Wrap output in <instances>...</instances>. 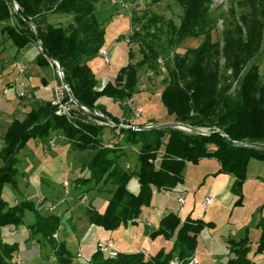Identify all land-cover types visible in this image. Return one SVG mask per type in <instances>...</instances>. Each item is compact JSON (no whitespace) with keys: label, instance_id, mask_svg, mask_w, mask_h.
I'll return each mask as SVG.
<instances>
[{"label":"trees","instance_id":"1","mask_svg":"<svg viewBox=\"0 0 264 264\" xmlns=\"http://www.w3.org/2000/svg\"><path fill=\"white\" fill-rule=\"evenodd\" d=\"M14 1L19 6L18 13L9 0H0V25H5L3 31L13 46L21 51L31 43H37L33 29L24 21L31 20L47 52L40 50L36 64L50 67L48 54L53 56L61 64L75 99L87 109L103 113L116 124L123 122L109 115L100 101L104 98L131 100L137 92L139 68L147 66L157 72L163 56L167 53L169 56L188 39H201L198 47L184 54L174 53L173 59L166 61L168 77L159 100L173 122L207 129L212 134L204 136L179 129H122L124 144H129V147L111 150L104 148L111 137L106 142L103 137L106 129L113 135V128L95 126L86 119H71L75 114L96 117L76 107L67 93L63 103L70 107L69 115H58V108L51 102L38 104L24 121L14 120L3 137L0 264H18L19 259H15L18 246L6 244L1 231L9 226H22L27 211L36 214L30 230L52 243L55 251L53 260L58 264H74L66 244L54 238L63 224V216L42 215L28 201L9 206L2 195L5 186L16 185L20 151L29 141L47 140L53 133H62L74 150L99 148L83 165L81 171L86 170L88 175L77 178L73 184L74 188L81 189L78 183L99 184L108 175L103 186L110 182L116 187L104 212L85 207L87 223L103 231L114 232L129 226L131 220L139 218L143 208L151 204L154 189L172 190L182 185L186 165H197L203 159H214L220 165L221 173L235 178L232 188L238 197L235 205H242L249 164L251 160L264 161V152L234 146L215 132L224 133L231 141L264 148V78L260 74V58L264 51V0L233 1L223 16L224 30L222 40L218 42L213 40L216 21L211 9L214 0H174L182 13L179 24H166L170 37L165 42L161 39L165 24L163 17L150 12L141 16L136 14L133 21L139 25L131 42L139 44L142 60L137 65L124 66L116 81L104 87H99L89 65L105 44V27L96 15L102 0ZM158 1L153 0L152 4ZM49 15L65 16L71 18V22L66 27L55 25L49 21ZM15 16L18 21L12 26L9 22ZM134 145L140 146L138 172L124 169L118 164L119 156L116 155L123 156L122 153L126 154ZM211 146L215 147L214 151H211ZM126 167L130 169L127 164ZM134 179L139 185L137 193L130 191ZM207 227L210 223L201 219L184 221L179 215L170 213L161 220L158 230L150 235L151 238L163 235L173 240L174 247L170 251L149 254V259L142 252L122 253L117 250V256L111 257L99 249L98 243L91 258L78 264H155L152 261L168 264L175 254L187 259L196 253L197 238ZM256 228L260 237L255 249L251 248L247 238L228 242L231 255L228 264H254L252 259L264 253V218L258 221Z\"/></svg>","mask_w":264,"mask_h":264},{"label":"rangeland","instance_id":"2","mask_svg":"<svg viewBox=\"0 0 264 264\" xmlns=\"http://www.w3.org/2000/svg\"><path fill=\"white\" fill-rule=\"evenodd\" d=\"M141 1L142 2H140L137 10L129 11L130 13L133 12L132 18L136 14L141 16L142 14L148 12L153 13L158 17H163L165 19V24L164 33L161 34V39L165 42L170 37L168 35V28L166 24L168 22L179 24L180 15L182 13L180 7L174 2V0H159L156 4H152L153 0ZM233 1L241 0H214L213 2L211 14L216 21L215 29L213 31V40L215 42L222 40V33L224 30L223 16L228 13ZM115 10L121 11L119 9ZM123 11L124 10L122 9V13ZM125 14L126 17L119 18L114 22L110 21V17H106V20L102 21L106 31L105 44L103 48L111 53V50L116 43L115 49L117 51V56L114 59V63L111 60L113 63L111 67L106 65L105 61L99 56V54L93 59L91 62V68L94 74L100 79L104 77L105 73H109L111 75L110 81L115 82L118 73L124 66L129 64L137 65L142 60L139 44L127 42L129 38L128 36L131 32V27L135 30L139 24L133 21L129 25L127 12ZM120 15L121 12H118L116 16ZM17 21L18 17L15 16L9 23L13 26L17 24ZM50 21H52L51 23L58 25V20L56 18H52ZM106 24H108V26H105ZM4 27L5 25H0V50H3L4 47L7 50V44L9 43L8 36L6 32L3 31ZM141 36L144 37V34L142 33ZM200 44L201 39L186 40L177 48L176 51H171L169 56H167V53L166 56H163V58L160 59L161 66L157 72L149 70L147 66L139 68V83L136 90L137 92L131 100L124 99L116 101L104 98L100 101V103L106 107L109 115L119 118L123 122L121 124L125 129H138L140 127L156 126L159 125V122L166 121H168V123H172L173 118H168L159 100L165 87V81L168 77L164 64L168 61V59H173L174 53L184 54L189 49L196 48ZM35 46L36 48L33 47V45H28L25 49L20 51V56L25 55L26 60L24 61H27L28 59V61L31 62L32 67H30L28 73H34L33 75L35 77L38 76L40 79L45 78L48 84L53 83L56 76V85L53 89L52 96L49 98L37 100L34 97L35 101L32 99H25L24 96H18L17 99L19 100L16 104H8L9 99L7 98L8 96L6 91L4 89V91L0 89V167L3 164L1 161L3 137L9 125L14 120H18L20 122L24 121L27 115L33 111V108L38 104L51 102L53 97L56 95L55 90L62 86L56 67L52 65L50 66L53 71L47 68L34 71L35 69L37 70L35 63L36 56L40 52L39 46L37 44ZM17 51V49H13L12 51L9 50L5 53V57L11 58L13 53L15 54ZM131 54L133 57H131ZM260 74L264 78V51L260 58ZM14 78L15 74L11 76H4L0 79V88H3L6 83L12 82ZM137 110H140V112L138 113ZM70 118H76L79 121L86 119L95 126H102L98 118L85 117L83 114H75ZM203 130L208 131L207 129ZM111 136L112 132H110L109 129H106L103 137L105 142ZM51 142L55 143L54 147L51 146ZM70 144L71 143L63 137L62 133H53L51 138L47 140H31L28 142L27 146L22 149L18 155L20 162L17 165L18 174L16 177V185L5 186L2 193L4 200L9 204V206H13L23 201H28L32 202L40 214L46 215L50 212V210H40L39 208L41 206L38 207L41 198L57 204L62 201L66 195V191L63 187L65 182H68L69 184L72 183V177L79 174L83 175V177L88 175L86 170H84L86 173L84 171L81 173L83 165L92 158L99 148L92 147L89 151H79L74 150ZM124 146L128 148L129 144L125 143ZM139 152L140 146L134 145L126 154L122 153L123 156L116 154L119 156L118 164L128 171L138 172ZM127 163L130 165V169L126 167ZM113 168L114 167H112L111 170ZM208 168H210L209 165H200L199 167L192 164L186 165L184 175L186 176V180L188 182L185 184L183 183V187L185 190H188V192L185 198L187 203L183 209L182 215L178 204L169 196L159 195L155 197V203H157L159 210H163L169 206L170 209L173 210V213L181 216L184 221L188 219L195 220L198 216L205 217V221L214 219V225L210 227L211 230L209 231L204 229L198 236L196 253L190 258L197 256L199 264H228V260L225 257L221 258V254L224 253V250L219 245L220 243L224 244L225 242L230 241L229 238L231 237V231H234L237 236L233 237L232 235L233 239L231 240H237L241 237L242 228H236L234 225L235 222L239 221L241 225H243L245 221H248L252 217L253 221L258 216L264 218V181L258 180L257 184L253 185V191L250 190L251 193L247 192V197L243 198L242 201L243 209L241 205L221 207L220 204L217 203V200V202L213 206H210L206 213H204L200 205L203 201L205 191L208 189L211 190L208 185L209 183H204V179L206 178L204 172ZM248 169L251 174H257V177L264 179V161L252 160ZM106 178H108V175H106L99 184H95L94 182L78 183L81 184L80 188L82 191L79 195L78 192H75V190L72 189L73 192L71 191V195H79V199L73 198L71 203L82 201L84 203L83 206L85 204H87L85 207L89 206L87 209L95 211L96 206L98 210L104 212L107 208V199L112 197V190H116V187L114 188L110 182H107V185L103 186L104 179ZM138 189V182L134 179L131 183L130 191L136 193ZM163 190L167 191V189ZM89 193H91V198ZM85 196L86 199L84 198ZM93 200L95 201L93 202ZM71 203H67L65 206V212L69 207L71 208L72 206H75V204L72 205ZM55 212L59 213L61 212V209L57 207ZM69 212L70 211H67L66 213ZM57 216L61 215L59 214ZM62 219L67 225V228L62 232V224L59 231L54 235V238L59 243L64 242L66 244L67 249L72 255L74 264L90 259L93 252L97 249L98 243L106 244L107 239L113 240L115 249L119 252H142L149 259H151L149 254H156L160 250L168 252L174 247V241L166 239L163 235L156 236L155 238L150 237V234L156 232V226L154 223L155 220H153L151 228H148L142 222L139 223L138 218L131 220L130 225H134L133 228L127 229V226H123L114 232H108L105 234L106 236L103 237L100 234H96V236H93L90 244L81 245V238L78 239L77 232L75 231L74 233L72 231L73 227H70L68 221L69 219L67 217L66 219ZM35 221L36 214L32 211H27L25 213L24 224L22 226H9L1 231L3 241L6 244L18 246V252L15 259L21 260L23 264H58L56 260H53V257H55V251L52 243L45 240V238H43L40 234L34 235V233L30 230V226L34 224ZM85 224H87L86 215H84V219H82V221L78 224L80 228L79 231L84 230L86 227ZM248 235L251 241H258L260 232L253 225V229L250 228ZM106 255L109 256L108 254ZM261 255H264V253L259 256ZM213 257L219 259L218 263L213 261ZM261 259H264V256H261ZM188 260L189 258L182 259L175 254L169 260L168 264H171V261L186 264ZM152 262L156 264L155 261ZM259 263L263 264L264 260L259 261L256 264Z\"/></svg>","mask_w":264,"mask_h":264},{"label":"crops","instance_id":"3","mask_svg":"<svg viewBox=\"0 0 264 264\" xmlns=\"http://www.w3.org/2000/svg\"><path fill=\"white\" fill-rule=\"evenodd\" d=\"M140 2H142V1L141 0H102L101 3H100V5H99V7H98V10L96 12V15L98 16L99 20H101V21L106 20L105 19L106 17H110V19H111L110 21L111 22H114L115 20H118L119 18L126 17V14L125 13L127 12L128 19H129V25H130L131 21H130V14H129L130 12L129 11L137 10ZM114 8L115 9H119L121 11H117ZM122 9L124 10L123 11L124 14L122 13ZM118 12H121V15L120 16H116ZM113 13H115V14H113ZM52 18L53 19L56 18L58 20L57 22H58V25L59 26L66 27L71 22V18H68V17H65V16H60V15H49L48 16V19L51 20ZM50 22H52V21H50ZM105 26H108V24H106ZM36 44L37 43H31L30 45H33V47L36 48V46H35ZM115 44H114L113 49L111 50V53L109 52L111 54V56H112L113 63H114L115 57L117 56V51L115 49ZM8 49L10 51H12L13 49L14 50L16 49L13 46V44H12L11 41H9V43L7 44V50L5 49V47L3 48V50L1 49L2 51L0 50L1 51L0 52V75H1V79L4 76H6V75L7 76H11V75L15 74V78H14V80L12 82L6 83L3 86V88H0L2 90L4 89L6 91L7 96H8L7 98L9 99L8 100L9 101L8 104H10V103H14V104L18 103V100L19 99H17V97L20 96V93L23 91V90H21V87H20V83L21 82H24L25 83V89H26V91H24L25 94H26L24 96L25 99L35 100L34 99V97H35L37 100H40V99H44V98L51 97L52 94H53V89H54V87L56 85V76H55L54 82L51 83V84H48L46 82V79L45 78L44 79L43 78L40 79L38 76L35 77L33 75L34 73L33 74H29L28 73L29 72V69H30V67H32L31 62L28 61V59H27V61H24V60H26L25 59V55H21L20 56V51H17L16 52L17 54L16 53L15 54L13 53V55L11 56V58H6L5 57L6 56L5 53L7 51H9ZM37 56H38V54H37ZM37 56H36V58H37ZM92 61L93 60H91L89 62L90 67H91V62ZM16 64L26 67V70H25V72L23 74H21L20 71H19V69L15 67ZM36 67H37V70L35 69L34 71H38V70L44 69V68H47V69H51L52 70L51 67H44L43 68V67H39L37 64H36ZM107 77H110L111 78V75L109 73H105L104 74V77H102V79H100V78L97 77L98 83H99L98 85L100 86L102 84V82ZM166 123H168V121H166V122H159V124H166ZM210 149H211V151H214L215 150V147L211 146ZM251 162H252V160H251ZM200 165H209V167H210V168L206 169V171L204 172V174L206 175V178L204 179V183H206V182H207V184L209 183L208 184L209 185V188H211V190L208 189L207 191H205V194H204V197H203V201H202L200 207L202 206V204H203V202H204V200H205L206 197H211L213 199V203L208 206L207 210L209 209L210 206H213L217 202V200H218L217 203L220 204L221 207H226V206L231 207V206H234L236 204L237 200H238V197H236L234 195L233 191H232V188H233V185H234V182H235V178L233 176L225 175V174L221 173L220 172V169H221L220 168V165L214 159H203V160H201L199 162V164L196 165V167H199ZM127 166L130 167V165L128 163H127ZM249 166H250V164H249ZM199 170H200V168H199ZM81 173H82V171H81ZM183 175H184V172H183ZM81 176H83V175L79 174V175H76V176L72 177V187H71V189L69 190V192L66 193V195L62 199V201H60L59 203H57V207H59V209H61V212H59V213L58 212H54V213H56L57 215L60 214L61 217L63 216V218H65V219H66V217L69 219L68 220L69 221V225H70V227L71 226L73 227L72 228V231L74 233H75V231L77 232L78 239L81 238L80 239L81 240V243L80 244L81 245H85V244H90L91 241H92L93 236H96V234H100L103 237V236H106L105 234H107L108 232H106V231L104 232L102 229H100V228H98L96 226H93V225H89L88 223L85 224L86 227L84 228L83 231H79L80 228H79V225L78 224L80 223V221H82V219H84L85 206L87 204H85L83 206L84 203L82 201H79V202L77 201V202H72V203H71V201L73 200V198L74 199H79V195H80V193H81L82 190L81 189L74 188L75 184H73V182L77 178H79ZM258 180L264 181V179H261V178L257 177V174H254V173L251 174L250 171H249V169H248L247 181L245 182V184L243 186V195H244V198L247 197V192H250L251 193V191H253V187H254L253 185L257 184ZM186 182H188V181L186 180V176L184 175V184ZM184 184L183 185H179L175 189L167 190V191H165V190H159L158 191V190L154 189V194H153L152 202H151V204L148 207H144L143 208L142 213H141L140 217L138 218L139 223L142 222L148 228H151V226L153 224L152 222H153V220H155V222H154L155 223V226H156L155 231H157L161 220L164 219L170 213H173V210L170 209L169 206L167 208L163 209V210H159L158 209L157 203H155V197H157L159 195L169 196L173 201H175L178 204V206H179V208L181 210V215H182L183 209L185 208L187 202L185 203V205L183 207H181L179 205V203L177 202V198L179 196L178 195V190L179 189H184V187H183ZM72 189H74L75 192H78L79 195H76V196H75V194L74 195H71ZM212 190H213V192H212ZM92 193H94V192H92ZM90 195H91V193H89V196ZM214 195L216 196V198H215ZM90 198H91V196H90ZM108 200L109 199H107V201ZM94 201L95 200H93V202ZM69 202L72 205L75 204V206H72L71 208L69 207L66 210V212L67 211H70V212L69 213H66L65 212V206ZM80 202H82V203H80ZM93 205L95 206L94 203H93ZM241 207L243 209V205H241ZM95 208L97 209L96 206H95ZM207 210H205L203 212L206 213ZM47 214H53V213L52 212H48ZM261 218L262 217H259L258 216L253 221V217H252L248 221H245L243 223V225H241V223L239 221L235 222L234 225H235L236 228H240V227L242 228L241 229V237L238 238L237 241L238 240H242L244 238H247L251 242V248L252 249H255V247L257 245V241H253V240L251 241L249 239V235L248 234H249L250 228L253 229V225L256 227L258 221ZM197 219L198 220L201 219L205 223H210V227H212L214 225V221H213L214 219H210V221H205V217H201V216H198L195 220H197ZM133 227H134V225H129V226H127V229H131ZM210 227H207L206 229L210 231L211 230ZM66 228H67V225L63 221V225L61 227L62 232L65 231ZM109 233H111V232H109ZM232 235H233V237H237L236 236V233L234 231H231V233H230V236L231 237L229 238L230 240L233 239L232 238ZM109 240H112V239H107V241H109ZM219 246L221 248H223V250H224V253L221 254V258L225 257L227 260H229V258L231 257V255L229 253L230 252V249H229L230 248V245H229V243L228 242H225L224 244H221L220 243ZM143 251H145V250H143ZM261 256H264V255H261ZM261 256L258 255L256 257H254L252 259L253 260V263L256 264L257 262L264 260V259H261ZM84 260H85V258H84ZM213 261L215 263H218L219 259L213 257Z\"/></svg>","mask_w":264,"mask_h":264},{"label":"built area","instance_id":"4","mask_svg":"<svg viewBox=\"0 0 264 264\" xmlns=\"http://www.w3.org/2000/svg\"><path fill=\"white\" fill-rule=\"evenodd\" d=\"M130 21H131V23L133 22L132 13H130ZM133 35H134V29H133V27H131V32H130V35L128 36L129 38H128L127 42L131 43V39H132ZM99 56L105 61L107 66L111 67L113 65V63L111 61L112 58L110 56L109 51H107V50L102 48L99 51ZM15 67L19 69L21 74H23L25 72V70H26L25 66H21V65H18V64H16ZM0 79H1V75H0ZM109 82H111L110 81V77H107L102 82L100 87L106 86V84L109 83ZM20 87H21V90H23L20 93V96L23 97V96L26 95L25 92H24V91H26L25 83L21 82L20 83ZM65 93H67V92H66L65 88L62 85L61 87H59V88H57L55 90V94L56 95L51 100L52 105H54V106H56L58 108L57 114L60 115V116L61 115H68L69 110H70V107L63 103V100L65 98ZM137 112L139 113L140 110H137ZM97 113L100 114L101 116H104L101 112L97 111ZM95 117L100 120V123H101L102 126L109 127L111 129L113 128L112 129L113 130V135H112L111 139L104 144V148L111 149V150H115V149H119V148L125 149L126 148L124 146L125 135L121 132L122 129H125L123 127V125L122 124H116L113 121L112 122H108V121L102 119L101 117H97V116H95ZM135 130L138 131L137 129H135ZM51 146L54 147L55 143L51 142ZM158 161H159V159L156 161V163ZM63 187H64V189H65V191L67 193L71 189L72 183L69 184L68 182H65ZM187 192H188V190H185V189H179L178 190V195L179 196L177 198V202L179 203V205L181 207H183L185 205V203H186L185 198L187 196ZM84 198L86 199V196ZM212 203H213V199L211 197H206L204 202H203V204H202V206H201L202 210L203 211L207 210L208 206L211 205ZM38 207H40L39 208L40 210H42V209L46 210L47 209L48 211L50 210V212L54 213L56 211V209H57V204L52 203L50 201H46L44 198H41ZM99 249L103 253L108 254L111 257L117 256V253H118L117 250L115 249V245H114V242L112 240L107 241L106 244L100 243L99 244ZM17 262H18V264H23V262L21 260H18ZM171 264H183V263L176 262V261H171ZM186 264H199L197 256H194L193 258H189V260H188V262Z\"/></svg>","mask_w":264,"mask_h":264},{"label":"water","instance_id":"5","mask_svg":"<svg viewBox=\"0 0 264 264\" xmlns=\"http://www.w3.org/2000/svg\"><path fill=\"white\" fill-rule=\"evenodd\" d=\"M11 6L13 7V10L18 13L19 11V6L17 5V3L14 1V0H9ZM24 20V19H23ZM25 22H27V24L33 29L35 35H36V42H37V45L39 46L40 50L42 52H46L45 48L43 47L41 41H40V38L38 36V33H37V29H36V26L35 24L31 21V20H24ZM49 58H50V62L52 64V66L56 67V70H57V73L60 77V80H61V84L63 85V87L65 88L71 102L76 106L78 107L79 109L83 110V111H86L88 113H91L93 114L94 116H97V117H101L102 119L108 121V122H112L111 119H109L108 117H105V116H101L100 114L97 113V110H89L87 109L86 107H84L80 102H78L70 87H69V84L64 76V73H63V68L61 66V64L51 55H49ZM133 130H135L134 128H132ZM161 129H179V130H183V131H186V132H190V133H193V134H198V135H204V136H209L211 135L212 133L206 131V130H203V129H197V128H194L190 125H186V124H183V123H178V122H172V123H166V124H159V125H156V126H150V127H140L138 128L137 130L138 131H151V130H161ZM215 133L223 136L224 138H226L231 144H233L234 146H237V147H244V148H248V149H252V150H256V151H260V152H264V148L263 147H258V146H253V145H248V144H245V143H241V142H235V141H231L229 140L226 135L220 131H216Z\"/></svg>","mask_w":264,"mask_h":264}]
</instances>
